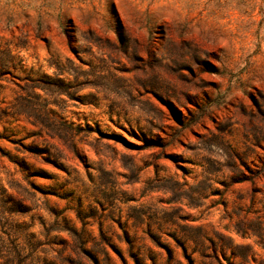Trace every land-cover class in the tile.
I'll list each match as a JSON object with an SVG mask.
<instances>
[{
  "label": "rangeland",
  "instance_id": "obj_1",
  "mask_svg": "<svg viewBox=\"0 0 264 264\" xmlns=\"http://www.w3.org/2000/svg\"><path fill=\"white\" fill-rule=\"evenodd\" d=\"M3 205L2 264H264V0H0Z\"/></svg>",
  "mask_w": 264,
  "mask_h": 264
},
{
  "label": "trees",
  "instance_id": "obj_2",
  "mask_svg": "<svg viewBox=\"0 0 264 264\" xmlns=\"http://www.w3.org/2000/svg\"><path fill=\"white\" fill-rule=\"evenodd\" d=\"M41 113H42V110H41ZM9 208V207H8ZM8 208H6L4 205H3V210H1L0 212L1 213H3V217H1V220H6V212H7V210H8ZM7 236H9L10 234H12V233H9V232H4ZM16 236V239L18 238V236L17 235H15ZM6 241V238L4 237V236H0V259H6V258H8L7 256V254L6 255H4L5 254V252H6V249H5V242ZM22 251H23V248L21 247V246H19L18 244H17V253L18 254H22ZM0 264H2V263H0Z\"/></svg>",
  "mask_w": 264,
  "mask_h": 264
}]
</instances>
